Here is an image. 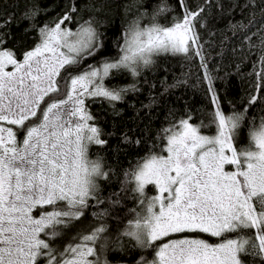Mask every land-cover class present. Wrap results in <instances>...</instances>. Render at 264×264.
Returning a JSON list of instances; mask_svg holds the SVG:
<instances>
[{
    "label": "snow or ice",
    "instance_id": "obj_1",
    "mask_svg": "<svg viewBox=\"0 0 264 264\" xmlns=\"http://www.w3.org/2000/svg\"><path fill=\"white\" fill-rule=\"evenodd\" d=\"M176 3L181 15L164 24L160 19L174 11L169 0H158L151 11H140L141 0H133L138 10L113 38L117 55L82 69L104 49L107 33L96 15L83 19L80 13L102 7L60 0V13L35 23L47 10L33 4L23 16L33 22L25 33L32 41L19 49L7 46L10 39L15 43L4 30L13 18L0 21V264H111L109 251H123L124 239L141 253L136 264H247L251 257L264 264V115H249L250 108L264 105V76L257 73L243 110L229 102L225 111L197 30L210 0L195 9L186 0ZM232 6L240 7V0ZM243 9L250 11L248 22L237 21L231 30L250 53H258L264 73V0H244ZM166 54L199 59L210 120L193 123L191 112L171 120L158 133L159 142L123 171L121 191L104 196L101 182L113 170L103 157L92 159L89 150L108 141L86 101L115 108L140 89L135 83L109 87L106 81L122 74L139 77ZM211 127L214 134H205ZM121 140L141 143L126 134ZM148 186L154 195H147ZM129 193L140 210H129L132 218L111 241L110 209ZM93 207L95 225L55 247Z\"/></svg>",
    "mask_w": 264,
    "mask_h": 264
},
{
    "label": "trees",
    "instance_id": "obj_2",
    "mask_svg": "<svg viewBox=\"0 0 264 264\" xmlns=\"http://www.w3.org/2000/svg\"><path fill=\"white\" fill-rule=\"evenodd\" d=\"M89 4H95L97 9L102 11L93 13L91 10L81 11L80 16L87 19L90 15H96L100 21L101 31L107 33L104 49L95 57L83 62L81 69L89 64H96L104 57L117 55L113 46V38L119 34L121 23L131 19L138 10L133 6V0H87ZM158 0H141L142 6L139 10L147 8L151 11ZM189 8L195 9L205 0H186ZM221 7H217V0H210V7L202 14L201 23L197 25L200 43L204 47V55L208 71L213 76V87L219 95L225 111L230 110L229 102L237 110H243L244 104L249 95L254 91L260 73L258 53H250L242 43L239 35H233L231 26L237 21L247 23L250 15L249 10L243 9L244 0H240V7H233V0H219ZM37 4L46 9V13L37 18L35 23L47 22L61 12L60 0H2L0 2V21L11 16L12 23L5 31L11 33L13 40L8 41V47L19 49L21 45L31 44L32 37L25 36L31 31L32 21L23 19L26 10ZM170 6L174 9L170 16L160 19L161 23L167 24L173 16H180L181 9L176 0H169ZM129 7L127 15L125 8ZM257 20L260 13L255 11ZM258 27V25H257ZM252 31H256L253 27ZM24 36V39L21 37ZM253 43L258 44L259 40L253 37ZM235 49V51H233ZM133 83L140 89L138 92H128L123 101L116 102L115 108L106 101H86L87 108L95 117V122L102 129V138L107 140L105 146H92L89 155L95 159L97 155L104 158L107 166L113 170L111 179L101 182L102 194L108 196L114 192L121 191V182L124 180L123 171L130 168L134 161L143 155L148 147L159 142L158 133L168 126L171 120H178L186 112H191L193 123L203 120L206 124L210 120L212 106L209 102V94L199 59L186 60L182 56L162 55L156 60L151 69H144L141 76L132 77L128 74L117 75L107 80L109 87L130 86ZM154 85V87H153ZM170 85L171 87H167ZM154 98V99H153ZM249 115H264V105L257 104L249 109ZM214 127L205 130V134H214ZM113 134V135H110ZM127 135L131 141L140 140V144L124 143L121 140ZM117 146H119L117 148ZM147 195L155 194L152 186L146 188ZM101 207H107V204ZM139 207L131 198V194H121V205L116 209H110L112 215L107 219L109 225L108 236L111 241L115 240L119 230H122L128 219H131L129 210ZM98 209L93 207L85 213V216L78 221L70 231L55 242V247L62 248L68 239L78 231H87L94 226L96 221L91 215ZM202 238L210 242H218L216 238H210L202 234ZM123 251L111 250L108 253V260L111 264H136L141 255L139 250H133L128 245L129 240L124 239ZM148 255V253H143ZM150 258V256H149ZM247 264H260L258 258H246Z\"/></svg>",
    "mask_w": 264,
    "mask_h": 264
},
{
    "label": "rangeland",
    "instance_id": "obj_3",
    "mask_svg": "<svg viewBox=\"0 0 264 264\" xmlns=\"http://www.w3.org/2000/svg\"><path fill=\"white\" fill-rule=\"evenodd\" d=\"M208 135H212V134H208Z\"/></svg>",
    "mask_w": 264,
    "mask_h": 264
}]
</instances>
